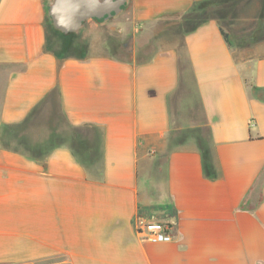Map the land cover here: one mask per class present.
<instances>
[{"label": "crops", "instance_id": "0c3cea01", "mask_svg": "<svg viewBox=\"0 0 264 264\" xmlns=\"http://www.w3.org/2000/svg\"><path fill=\"white\" fill-rule=\"evenodd\" d=\"M50 2L0 0V264H264V0H126L79 54Z\"/></svg>", "mask_w": 264, "mask_h": 264}, {"label": "water", "instance_id": "95a60500", "mask_svg": "<svg viewBox=\"0 0 264 264\" xmlns=\"http://www.w3.org/2000/svg\"><path fill=\"white\" fill-rule=\"evenodd\" d=\"M126 0H51L47 15L52 27L68 35L80 30L89 20L104 23L118 16Z\"/></svg>", "mask_w": 264, "mask_h": 264}, {"label": "rangeland", "instance_id": "374dc122", "mask_svg": "<svg viewBox=\"0 0 264 264\" xmlns=\"http://www.w3.org/2000/svg\"><path fill=\"white\" fill-rule=\"evenodd\" d=\"M247 4V2H244L241 6V8H244V11H247V7L251 6L254 8V5H249ZM220 17V16H217ZM248 17H252V16H248ZM114 20V19H113ZM112 19L109 22L113 21ZM94 24V21H89V22H85L82 25V28L74 33L71 38H70V42H71V46L68 48V52L71 54H79V53H83L84 51V38L86 36L87 30H88V26L89 24ZM252 27V25L250 23H247L245 25H240L237 27V35L236 37H232L234 38V45H236L237 47L240 48H245L248 47L252 44H255L261 40H264V30H262L263 33H261L259 30H255L249 37L246 38H240L239 35L240 33L244 32V30H250V28ZM3 264H10V263H3ZM27 264H67L64 261H60V260H51V261H45V262H32V263H27Z\"/></svg>", "mask_w": 264, "mask_h": 264}, {"label": "built area", "instance_id": "2783aa9c", "mask_svg": "<svg viewBox=\"0 0 264 264\" xmlns=\"http://www.w3.org/2000/svg\"><path fill=\"white\" fill-rule=\"evenodd\" d=\"M134 233L139 240L150 244H167L172 242L171 228L153 220L136 217L133 221Z\"/></svg>", "mask_w": 264, "mask_h": 264}, {"label": "trees", "instance_id": "16d2710c", "mask_svg": "<svg viewBox=\"0 0 264 264\" xmlns=\"http://www.w3.org/2000/svg\"><path fill=\"white\" fill-rule=\"evenodd\" d=\"M51 30H52L53 33L57 34V36H58L60 39L67 38V39H68V43L71 44V42H70V38H71V36H72L73 34L64 35V34L58 32L57 30H55L53 27H51ZM222 35H223L224 39L227 41V36H226L225 34H223V33H222Z\"/></svg>", "mask_w": 264, "mask_h": 264}]
</instances>
